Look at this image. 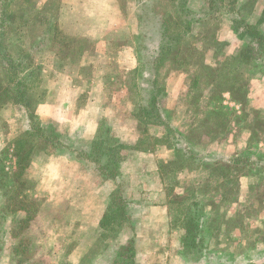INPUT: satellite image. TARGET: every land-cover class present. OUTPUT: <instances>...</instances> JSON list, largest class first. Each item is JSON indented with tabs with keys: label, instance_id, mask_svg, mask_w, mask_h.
Segmentation results:
<instances>
[{
	"label": "rangeland",
	"instance_id": "obj_1",
	"mask_svg": "<svg viewBox=\"0 0 264 264\" xmlns=\"http://www.w3.org/2000/svg\"><path fill=\"white\" fill-rule=\"evenodd\" d=\"M207 1L39 0L38 8L46 5L44 15L55 14L74 43L65 58L43 42L44 28L7 33L3 46L10 55L0 52V61L24 65L27 54L40 68L32 112L59 145L49 154L37 147L16 178L12 141L30 123L22 106L0 102V264H151L128 253V245L113 259L107 256L119 229L132 228L122 184L124 215L123 203L111 204L112 194L105 231L65 230L64 213L90 204V190L75 201L81 184L73 163H80L79 173L92 169L101 182L106 177L98 166L113 163L106 176L116 178L130 152L161 156V147L171 152L159 166L169 219L180 235V246L172 242L164 254L166 264H264V159L258 158L264 143H257L258 136L264 139V53L262 43L246 34L264 0H237L234 12L223 5L210 9ZM178 3L187 12L177 14ZM20 7L15 2L10 10ZM167 16L178 26L186 17L193 21L175 64L170 55L157 62L158 26ZM257 29L264 39V23ZM235 81L246 86L243 105L227 93ZM220 105L232 113L226 120L213 109ZM20 192L28 200L25 211L15 213L5 201ZM27 215V230L17 233ZM188 221L198 228L192 243L183 236ZM81 239L86 247L76 254ZM152 256L157 260V251Z\"/></svg>",
	"mask_w": 264,
	"mask_h": 264
},
{
	"label": "trees",
	"instance_id": "obj_2",
	"mask_svg": "<svg viewBox=\"0 0 264 264\" xmlns=\"http://www.w3.org/2000/svg\"><path fill=\"white\" fill-rule=\"evenodd\" d=\"M38 1L39 0H0V52H4L6 56L10 55L9 52L6 50L7 46H3L7 33L9 35V32L11 31H16L17 33H22L24 30L38 31L40 28H44L45 30L44 34L46 35V38H42L43 42L47 39V42H50L52 45V48L54 50L53 52L59 55L63 54L64 58L65 56L70 55L67 52L70 46L74 43L67 39V37H64V35L61 33V30L58 26L59 23L55 18V14L53 17H51V19H49L47 15H44L46 5L43 8H38ZM182 1L184 2V4H186V0ZM15 2H20L22 8L20 7L19 11L14 13L10 10V7ZM207 3L209 4L208 6L210 9H214L217 6L223 5L227 8V10H229V12H234L237 7V0H208ZM113 4L120 5L121 3H118V0H113ZM173 9L177 11V14L187 12L186 5L183 6L182 3L176 4ZM177 22H179L178 19ZM181 22L182 23L178 26V23H175L173 21V16H167V18L165 17L161 19V22L158 26V31L161 37L159 46L157 48L158 63L160 62V59L164 58L166 55L171 56V62L173 64L180 61L179 56L182 55V50L179 48H181L183 39L192 31L193 24V21L189 20L187 17L184 21ZM263 23L264 9L255 25H246V34L256 38L259 44L262 43L263 48L261 49V51L264 53V39L262 35L257 31V26L262 25ZM173 48H177L176 52H173ZM21 59H25V62H23L25 63L24 65L22 64V61L18 64L11 63L10 65L4 63L2 64V62L0 61V70L2 71V74L0 73V102H12L14 105L22 106L26 110L27 117L30 123L28 130H26L21 135L15 137L12 141V149L15 154V169L13 175L16 178L22 177L24 175L31 161L33 152L37 149V147L40 148L41 151L49 154V148H53L59 145V141H57V139H53L52 133H50V131L45 130L46 126H44L41 121L35 118L32 112L33 105L35 104H33V102L35 100L38 101L37 97L40 95V93L36 94L37 90L40 89V68L27 54L22 55ZM196 83H194V85H197ZM233 83V86H230L227 89V93L231 96L232 102L240 105L245 104L241 100L247 99V96H245L246 86H244L243 83H239L237 81ZM234 96H236L237 98ZM213 109L219 110V113H225V120L232 115V113L227 110V108L221 105L218 107L214 106ZM159 123L160 122L157 121V124ZM259 134H263V131L259 132L258 135ZM257 143H264V139L262 138L260 140V136H258ZM99 146L103 147L104 143H100ZM62 148L67 150L65 145L62 146ZM252 149L254 148H249V150ZM104 150L107 152H112V150L110 149ZM2 154L4 155L5 153ZM258 158L264 159V151L261 152V155ZM112 166L113 163L110 165L109 162L104 166H98L97 171L100 175H104L106 179L114 180L115 177L113 175L106 176L107 169H110L108 170V173H111ZM180 166H182V164ZM223 167H225V165H222L219 169L221 170V168ZM1 175L3 176V174ZM221 176L223 178L231 177L230 175H227V173H222ZM20 187V189L23 188V183L20 184ZM121 192V188L118 185L117 192L115 194L113 193L112 195L115 197V200L113 199L111 204L121 205L123 203L120 210L121 215H124V199L122 198ZM26 200H28V197H22V193L20 192V194L16 195V197H14L13 195L8 196L5 201V206L13 207L15 213H18L20 211L24 212V209L26 207ZM30 218L31 216L29 215H27V217L25 216L24 218H20V220L18 221L19 228L16 230L17 233H23L25 232V230H27L31 221ZM110 220V216L108 217L107 215H104L100 222V230L105 231V229L110 224ZM182 228L184 231L183 236H185V241L188 240V237H191L190 239L192 243L194 234L198 228L189 221L183 222ZM133 244L134 242L133 240H131L127 244L128 246L126 247L128 253L132 255L135 254Z\"/></svg>",
	"mask_w": 264,
	"mask_h": 264
},
{
	"label": "crops",
	"instance_id": "obj_3",
	"mask_svg": "<svg viewBox=\"0 0 264 264\" xmlns=\"http://www.w3.org/2000/svg\"><path fill=\"white\" fill-rule=\"evenodd\" d=\"M260 12L261 9L256 11L257 16ZM161 151L163 152L161 156L158 153L155 156L130 152L131 157L125 158L119 165L118 177L114 180L104 179L101 182H98L99 176L92 169L79 173L80 163H73L79 174L75 181L81 184L75 191V201L85 200L84 190H90V204L87 205L84 202L78 206L80 208L74 210L70 207L66 210L64 213L65 230L73 229L80 233L85 230L91 232L100 229V222L106 212L105 202L113 194L117 185L122 184L126 190L124 193L127 202L126 215L131 218L132 228L124 226L119 229L117 236L108 243L107 256L113 259L120 248L133 240L137 257H144L143 259L146 258L145 260L151 264L155 262L166 264L164 254L168 255L172 242L175 246H180V235L173 229L169 219L168 198L159 166L162 161H166L171 152L166 147H161ZM82 183L87 185H82ZM95 205L98 207L96 208ZM83 240L75 243L74 253H82L81 248L86 247ZM155 251H157V260L152 256Z\"/></svg>",
	"mask_w": 264,
	"mask_h": 264
}]
</instances>
